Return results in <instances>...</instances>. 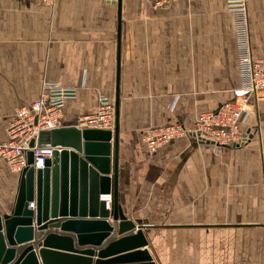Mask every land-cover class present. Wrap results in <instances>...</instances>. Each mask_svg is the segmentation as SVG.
I'll return each mask as SVG.
<instances>
[{
  "label": "crops",
  "instance_id": "0c3cea01",
  "mask_svg": "<svg viewBox=\"0 0 264 264\" xmlns=\"http://www.w3.org/2000/svg\"><path fill=\"white\" fill-rule=\"evenodd\" d=\"M0 0V143L45 82L74 89L63 127L120 98L119 201L157 264H264V101L241 125L251 140L220 149L192 136L151 153L143 134L235 101L238 34L227 0ZM252 56L264 60V0H248ZM79 128V127H78ZM20 174L0 160V215ZM31 204L33 206L31 207ZM36 208V203H30Z\"/></svg>",
  "mask_w": 264,
  "mask_h": 264
},
{
  "label": "water",
  "instance_id": "95a60500",
  "mask_svg": "<svg viewBox=\"0 0 264 264\" xmlns=\"http://www.w3.org/2000/svg\"><path fill=\"white\" fill-rule=\"evenodd\" d=\"M118 81L114 130L62 127L30 143L14 209L0 215V264H157L148 224L129 219L119 201ZM35 146L55 149L42 170Z\"/></svg>",
  "mask_w": 264,
  "mask_h": 264
},
{
  "label": "built area",
  "instance_id": "2783aa9c",
  "mask_svg": "<svg viewBox=\"0 0 264 264\" xmlns=\"http://www.w3.org/2000/svg\"><path fill=\"white\" fill-rule=\"evenodd\" d=\"M53 5L58 0H42ZM154 8H164L167 0H149ZM228 9L235 16L238 34L239 66L241 87L235 91V101L224 104L215 112L201 114L192 130L181 124L151 128L144 132L143 141L151 153H155L171 141L192 136L220 149L241 147L251 140L250 133H244L241 125L256 113L258 104L264 101V60L252 56L248 0H227ZM76 91L60 87L54 82H45L41 97L29 106H22L15 112L7 133L8 140L0 143V160L7 163L13 173L21 174L27 167V152L30 143L40 133L63 127V110L68 100L75 98ZM80 129L114 130L115 106L102 97L96 114L79 119ZM34 167L45 168L47 160L54 155V148L35 146ZM110 209L111 197L104 198ZM33 204H31V207Z\"/></svg>",
  "mask_w": 264,
  "mask_h": 264
},
{
  "label": "rangeland",
  "instance_id": "374dc122",
  "mask_svg": "<svg viewBox=\"0 0 264 264\" xmlns=\"http://www.w3.org/2000/svg\"><path fill=\"white\" fill-rule=\"evenodd\" d=\"M257 111H258V108H257V110H256V113H254V114H257Z\"/></svg>",
  "mask_w": 264,
  "mask_h": 264
}]
</instances>
